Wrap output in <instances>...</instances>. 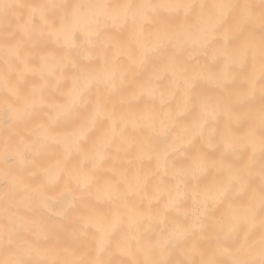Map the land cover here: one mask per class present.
<instances>
[{
  "label": "bare ground",
  "instance_id": "6f19581e",
  "mask_svg": "<svg viewBox=\"0 0 264 264\" xmlns=\"http://www.w3.org/2000/svg\"><path fill=\"white\" fill-rule=\"evenodd\" d=\"M0 264H264V0H0Z\"/></svg>",
  "mask_w": 264,
  "mask_h": 264
}]
</instances>
